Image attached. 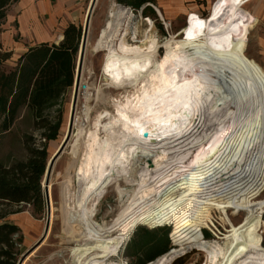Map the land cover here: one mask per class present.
<instances>
[{
	"label": "bare ground",
	"instance_id": "bare-ground-1",
	"mask_svg": "<svg viewBox=\"0 0 264 264\" xmlns=\"http://www.w3.org/2000/svg\"><path fill=\"white\" fill-rule=\"evenodd\" d=\"M245 2L220 0L219 9L216 4L200 18L206 22L202 31L189 21L180 31L184 39L172 37L161 44L146 34L141 43H128V28L121 27V21L130 12L113 4L93 47L105 51L101 72L108 85L124 92L111 99L112 112L101 110L89 122L95 90L92 84L84 86L81 77L84 101L80 112L73 116L70 112L69 117L70 145L78 162L74 178L80 189L74 196L69 187L68 202L74 229L76 224L83 228L75 229L80 243L70 250L71 264H120L113 258L139 226H171L173 247L147 264H169L191 248L203 253L201 264H264L260 235L264 198L252 199L264 188V70L238 53L231 39L227 43L224 39ZM190 23L191 39L186 35ZM200 39L203 48L196 47ZM162 47L165 53L157 58ZM133 65L147 66V79ZM184 82L195 87L192 117L187 127L165 128L168 121L161 114L182 97L160 101V94ZM129 181L133 192L119 188L120 182ZM109 188L125 196L123 215L97 231L88 214ZM209 209L219 211L228 227L223 236L215 229L212 240L200 233L213 223ZM229 210L242 212L243 217L234 223Z\"/></svg>",
	"mask_w": 264,
	"mask_h": 264
},
{
	"label": "rangeland",
	"instance_id": "rangeland-1",
	"mask_svg": "<svg viewBox=\"0 0 264 264\" xmlns=\"http://www.w3.org/2000/svg\"><path fill=\"white\" fill-rule=\"evenodd\" d=\"M217 2L218 0H154V4L151 5L152 9H146L145 12H142V9H132L127 5L118 4L116 0H97L90 19L86 52L82 68L80 69V78L83 77V83L92 84L95 90L93 92L95 100H92L90 103L92 110L89 122H92V119L101 110H108L112 112L113 100L111 99L118 97L122 92H124L122 87L113 86V88L112 85H108L109 82L107 78L101 72V65L104 59L105 51H95L93 47L95 41L100 36L101 31L106 25L110 10L115 8L113 4H115V6H124L130 12L129 17L121 21V27L127 26L128 28V33L125 38L128 43H141L146 34L148 36H154L161 44L166 39H171L172 37L176 40L184 39V36L181 35L180 31L189 23L190 17L196 16L198 18H206L209 15L210 10L217 4ZM257 3H259V1ZM159 4L169 6H167L168 8H165L167 10L163 11ZM10 9L13 10V15L15 16H19L21 12L24 11L23 8L21 10L15 8V11L12 7H10L9 10ZM252 9V1L246 0V2L233 16L230 24L225 30V33L231 37L232 42L238 49V53L251 62L259 65L261 69L264 70V24H262L256 16L250 13ZM158 11L162 14L163 18H161ZM86 14L84 15L83 21L80 25L82 30ZM261 14L262 17H264V10H262ZM39 18L42 26L45 28L49 20V16L42 14ZM148 20L151 21V25L148 23ZM239 21L243 22L242 25L238 23ZM232 24L237 26L229 30V26ZM9 25V27H1L0 40L2 41V37L4 35L10 34L15 42H22L23 36L21 35L22 32L17 23V19H14ZM56 25L54 27L53 34H55L57 29ZM47 29L51 30L49 25ZM27 40L28 42L31 41L30 39ZM32 42L33 41L30 43ZM195 44L196 47L203 48L205 42L203 39H200L197 40ZM164 53L165 48H159L157 58H160L161 56L163 57ZM77 60L78 54L76 58V67ZM4 69H11L10 65H5ZM75 76L76 68L74 81ZM128 89L130 88H127V90ZM73 95L74 82L72 87L58 100L55 105L43 111L42 117L37 121L39 125H42L46 121L54 122L58 116L61 117V125L58 130L57 138L49 141L47 144L48 159L46 169L41 180V211L35 212L32 204H16L0 200V224L6 222L5 219L9 215L26 212L30 213L34 219L40 221L36 222V224H39L43 234L47 219V202L44 188L46 170L49 159L60 146L68 130ZM83 99L81 96L77 97L76 105L72 110L73 113L74 111L77 113L80 112L84 101ZM22 111L23 110L19 111L18 116L22 115L23 117L21 119L17 118L14 121L9 129L10 131L0 134V162L6 165H11L16 161H26L28 154L23 145L25 136L28 135L32 138L31 145L36 148H40L41 144L44 142L43 134L46 131V128H36L33 124V119L29 116L27 111ZM71 139L72 138L70 137L63 153L56 160L49 178L51 186L48 188L50 202V224L48 233L40 246H38L29 256L26 257L23 264H71L70 250L77 243H80L74 238L76 236L75 229L82 231L83 228L81 225L76 224L74 229L73 215L68 202L69 187L72 195L74 196L77 195L76 193H78V190L80 189L78 180H75L74 178V169L78 165V162L74 159L72 154V146L70 145ZM119 188L128 191V193L135 190L134 184L131 181H129L128 184L120 182ZM261 198H264V188L256 193L252 199L256 200ZM72 201L73 200H71V202ZM124 203L125 196L118 195L114 188H109L97 208L90 210V213L88 214V221L94 225L97 231H102L103 223L112 225L115 220H119V218L123 215L120 214V212H122L120 210V206ZM209 212L213 219V223L209 226L210 230L213 232L217 229L220 236H223L228 227L223 225L219 211H214L211 214V209H209ZM228 212L234 223L239 222L243 217L242 212L236 210H229ZM4 216L7 217L3 218ZM262 220H264V213H262ZM20 230L22 232L21 228ZM170 231V226L158 227L154 229H150L146 226H139L130 234L118 256L113 259L118 261L120 264H147L160 256L159 255L149 261L154 253L163 249H166L165 253H167L173 247L170 239ZM143 234H148L150 236L151 240L148 244H144L141 241L139 242V239L143 236ZM166 234L167 237L164 240V235ZM203 234L207 240L214 239V234L208 230L203 231ZM260 235L262 236V240H264V227L260 230ZM34 244H24V242H22L21 245H18L16 247L19 249V254L17 255L18 260L21 258L22 254H24ZM203 258L204 256L201 251L191 248L173 258L169 264H201Z\"/></svg>",
	"mask_w": 264,
	"mask_h": 264
},
{
	"label": "trees",
	"instance_id": "trees-1",
	"mask_svg": "<svg viewBox=\"0 0 264 264\" xmlns=\"http://www.w3.org/2000/svg\"><path fill=\"white\" fill-rule=\"evenodd\" d=\"M20 0H0V29L6 21L8 9ZM132 9H152L154 0H116ZM58 44L40 43L30 47L19 59L16 66L5 70L4 64L12 52L0 42V134L8 131L18 118L20 110H26L36 128H46L44 142L40 148L31 145L32 138L25 136L24 148L28 154L26 161H16L11 165L0 162V200L11 203H28L35 212L42 208L41 180L48 154L47 144L57 138L61 117L54 122H37L44 110L55 105L72 87L76 58L81 43L82 27L69 24L62 33ZM4 216L3 218H6ZM167 234L164 235V240ZM151 238L143 234L139 242L148 244ZM23 242L20 228L10 222L0 224V264H17L19 249ZM264 245V240H262ZM166 252L154 253L149 261Z\"/></svg>",
	"mask_w": 264,
	"mask_h": 264
},
{
	"label": "crops",
	"instance_id": "crops-1",
	"mask_svg": "<svg viewBox=\"0 0 264 264\" xmlns=\"http://www.w3.org/2000/svg\"><path fill=\"white\" fill-rule=\"evenodd\" d=\"M91 1L92 0H20L11 5L10 7L14 8V11L15 8L20 10L23 8L24 11H22L19 16H15L13 15V10L8 9L6 21L3 26L9 27V24L14 19H17V23L23 37L22 42L20 43L15 42L10 34L4 35L2 37V41L0 40L3 47L12 52L11 58L6 61L4 66L8 64L10 65V68L15 67L19 57H21L30 47L44 42L49 44H58L62 40V33L67 25H81ZM251 1L253 9L249 12L256 16L262 24H264V17H262L261 14L262 10H264V1ZM258 1L259 3H257ZM159 6L163 11H165L167 10L165 8H168L167 6L169 5L166 6L165 4H159ZM42 14L49 16V20L46 25L47 27L45 26V28L42 26L39 18ZM48 25L51 30L47 29ZM55 25L57 29L55 34H53ZM27 39H30L33 42L30 43L31 41L28 42ZM22 117L23 116L20 115L18 116V119H21ZM9 131L10 130L4 133ZM5 220L18 225V227L22 229L21 233L23 235L24 244L36 243L42 234V229L39 224H36V222L40 221L34 219L30 213L22 212L19 214H12Z\"/></svg>",
	"mask_w": 264,
	"mask_h": 264
},
{
	"label": "snow or ice",
	"instance_id": "snow-or-ice-1",
	"mask_svg": "<svg viewBox=\"0 0 264 264\" xmlns=\"http://www.w3.org/2000/svg\"><path fill=\"white\" fill-rule=\"evenodd\" d=\"M233 3H238L239 0H232ZM220 0L217 2V9H219ZM216 15L214 14L212 19H216ZM190 22L194 23L199 30H203L206 26V22L196 16L190 17ZM242 25V21L238 22ZM237 25H230L229 30L236 27ZM186 35L188 38H193L192 35V27L191 23L187 29ZM225 42H229L231 37L229 35H226L224 37ZM133 68L136 69L137 73L140 75L145 76V79H147V73L149 71L148 67L145 66L144 68L139 67L138 65H133ZM152 71H157L156 68H153ZM128 76H131V72L127 73ZM119 79V77H117ZM165 97H182V99H177L175 102V106L172 107L170 110L164 112L161 114V119L168 121L166 125H164L165 128H175L178 127L180 124H184L185 127H187L188 120L192 117V105L195 102V87L193 85H190L188 82H184L183 84H172L169 87L165 88L163 92L160 94V101H163ZM158 105L154 106L157 107ZM173 116L176 117V119H171ZM124 122L130 123L128 119L125 117ZM157 127L160 126V121H156ZM138 128L140 126H137ZM141 136H144L145 133L141 130L139 133Z\"/></svg>",
	"mask_w": 264,
	"mask_h": 264
},
{
	"label": "water",
	"instance_id": "water-1",
	"mask_svg": "<svg viewBox=\"0 0 264 264\" xmlns=\"http://www.w3.org/2000/svg\"><path fill=\"white\" fill-rule=\"evenodd\" d=\"M96 1L97 0L91 1V4H90L88 11H87V14H86V19H85V23L83 26V30H82L81 43H80V47H79L77 67H76V76H75V81H74V95H73V99H72V109L76 105L77 92H78L79 80H80V69L82 68V64H83V59H84L85 49H86V42L88 39L90 19H91L92 12L94 10ZM71 115L72 116L74 115L72 110H71ZM72 129H73V123H72V120L70 118L66 135L63 138L60 146L54 152V154L51 156V158L49 159V162H48V167L46 170V175H45V180H44L45 196H46V202H47V217H46L47 219H46L44 232H43L42 236L38 239V241L33 246H31L24 254H22V256L18 260L17 264H22L23 261L26 259V257L29 256L38 246H40V244L46 238V235H47L48 230H49V224H50V202H49V195H48L49 178H50V175L52 173V168H53L56 160L63 153L64 149L66 148V146L70 140Z\"/></svg>",
	"mask_w": 264,
	"mask_h": 264
},
{
	"label": "built area",
	"instance_id": "built-area-1",
	"mask_svg": "<svg viewBox=\"0 0 264 264\" xmlns=\"http://www.w3.org/2000/svg\"><path fill=\"white\" fill-rule=\"evenodd\" d=\"M83 84H84V83H83ZM84 86H85V84H84ZM84 94H85V89L80 90V87H79V88H78V92H77V97L81 96L82 99H83ZM214 211H216V210L211 209V214H212ZM162 227H164V226H162ZM170 227H171V226H170ZM205 230H208V231H210L211 233H213V232L210 230L209 227L202 228V229L200 230V233H201L202 237H204L203 231H205ZM170 239H171V237H170ZM171 243H172V242H171Z\"/></svg>",
	"mask_w": 264,
	"mask_h": 264
}]
</instances>
